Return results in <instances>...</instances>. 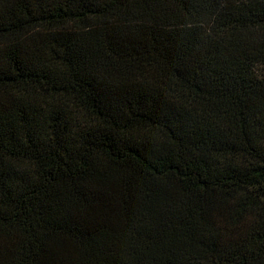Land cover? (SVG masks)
<instances>
[{"label":"trees","instance_id":"trees-1","mask_svg":"<svg viewBox=\"0 0 264 264\" xmlns=\"http://www.w3.org/2000/svg\"><path fill=\"white\" fill-rule=\"evenodd\" d=\"M0 264H264V0H0Z\"/></svg>","mask_w":264,"mask_h":264}]
</instances>
